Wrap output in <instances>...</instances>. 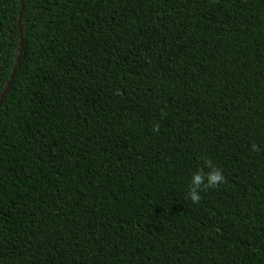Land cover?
Wrapping results in <instances>:
<instances>
[{
    "label": "trees",
    "instance_id": "obj_1",
    "mask_svg": "<svg viewBox=\"0 0 264 264\" xmlns=\"http://www.w3.org/2000/svg\"><path fill=\"white\" fill-rule=\"evenodd\" d=\"M11 80L0 264H264V0H0Z\"/></svg>",
    "mask_w": 264,
    "mask_h": 264
},
{
    "label": "clouds",
    "instance_id": "obj_2",
    "mask_svg": "<svg viewBox=\"0 0 264 264\" xmlns=\"http://www.w3.org/2000/svg\"><path fill=\"white\" fill-rule=\"evenodd\" d=\"M205 167L208 171H204V168H198L192 172L190 184L188 185L187 196L193 203H198L201 199V192L203 190L214 188L224 182V175L219 167L212 165L211 161L205 160Z\"/></svg>",
    "mask_w": 264,
    "mask_h": 264
},
{
    "label": "water",
    "instance_id": "obj_3",
    "mask_svg": "<svg viewBox=\"0 0 264 264\" xmlns=\"http://www.w3.org/2000/svg\"><path fill=\"white\" fill-rule=\"evenodd\" d=\"M12 81H13V80H11V81L9 82V84H8L7 87L5 88L4 92H3V93L1 94V96H0V105H1L2 102H3V98H4L5 95H6L7 89H8L9 86L12 84Z\"/></svg>",
    "mask_w": 264,
    "mask_h": 264
}]
</instances>
